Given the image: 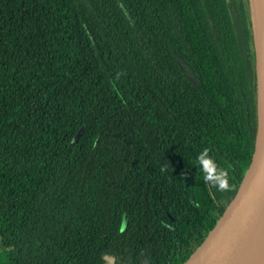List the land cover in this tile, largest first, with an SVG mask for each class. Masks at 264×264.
Segmentation results:
<instances>
[{
	"label": "trees",
	"instance_id": "1",
	"mask_svg": "<svg viewBox=\"0 0 264 264\" xmlns=\"http://www.w3.org/2000/svg\"><path fill=\"white\" fill-rule=\"evenodd\" d=\"M254 14L252 0H0V264L186 261L254 150ZM204 147L230 191L203 182Z\"/></svg>",
	"mask_w": 264,
	"mask_h": 264
},
{
	"label": "water",
	"instance_id": "2",
	"mask_svg": "<svg viewBox=\"0 0 264 264\" xmlns=\"http://www.w3.org/2000/svg\"><path fill=\"white\" fill-rule=\"evenodd\" d=\"M260 12L257 4L254 19L256 26L257 13L261 33L256 34L257 128L251 160L215 225L182 264H264V8Z\"/></svg>",
	"mask_w": 264,
	"mask_h": 264
},
{
	"label": "clouds",
	"instance_id": "3",
	"mask_svg": "<svg viewBox=\"0 0 264 264\" xmlns=\"http://www.w3.org/2000/svg\"><path fill=\"white\" fill-rule=\"evenodd\" d=\"M211 147H204L196 156V166L203 182L210 190L227 192L232 189L230 182V171L222 167L212 155ZM126 225V220L122 218V227Z\"/></svg>",
	"mask_w": 264,
	"mask_h": 264
},
{
	"label": "rangeland",
	"instance_id": "4",
	"mask_svg": "<svg viewBox=\"0 0 264 264\" xmlns=\"http://www.w3.org/2000/svg\"><path fill=\"white\" fill-rule=\"evenodd\" d=\"M254 2H255L256 10H257V4H260V10H261L260 13H262V10L264 8V0H254ZM255 28H256L255 29L256 30V34L259 37V34L261 33V24L258 21V14L257 13H256V26H255ZM108 264H112V261H108ZM141 264H148V261H147V259L145 257H142Z\"/></svg>",
	"mask_w": 264,
	"mask_h": 264
}]
</instances>
